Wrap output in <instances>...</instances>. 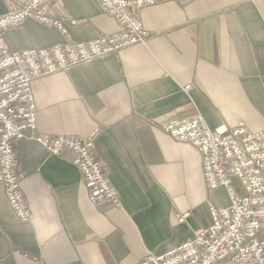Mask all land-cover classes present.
Segmentation results:
<instances>
[{"label":"crops","instance_id":"obj_1","mask_svg":"<svg viewBox=\"0 0 264 264\" xmlns=\"http://www.w3.org/2000/svg\"><path fill=\"white\" fill-rule=\"evenodd\" d=\"M24 1L0 0V16ZM51 6L55 17L78 24H67L62 35L24 20L6 31L11 50L118 31L96 0ZM139 17L144 44L32 86L38 133L83 138L96 132L93 151L120 206L89 201L73 153L51 156L24 138L15 147L31 217L18 220L0 185V264H138L193 239L212 223L209 207L228 204L222 187H205L195 148L163 125L170 116L201 114L213 130L239 122L251 132L264 130V0H158ZM183 214L188 217L179 222Z\"/></svg>","mask_w":264,"mask_h":264},{"label":"built area","instance_id":"obj_2","mask_svg":"<svg viewBox=\"0 0 264 264\" xmlns=\"http://www.w3.org/2000/svg\"><path fill=\"white\" fill-rule=\"evenodd\" d=\"M55 1L26 0L0 16V185L21 222L31 217L15 147L24 138L34 140L51 156L73 153L72 162L88 187L89 201L96 206H120L108 170L93 151L96 132L83 138L38 133L32 86L37 79L144 44L147 32L140 12L158 0H96L103 14L116 20L117 32L80 43L65 40L48 48L11 50L4 37L6 31L24 20L52 26L62 35L67 32V24H78L74 19L55 17L51 12ZM188 88L186 85L183 90ZM163 131L195 148L205 187H222L228 204L210 206L212 223L195 232L193 239L160 255L147 254L138 264H264V130L248 131L241 122L213 130L201 114H195L166 118ZM233 178L243 194L236 190ZM187 217L183 214L178 221Z\"/></svg>","mask_w":264,"mask_h":264}]
</instances>
